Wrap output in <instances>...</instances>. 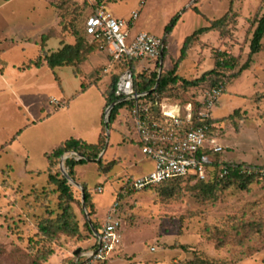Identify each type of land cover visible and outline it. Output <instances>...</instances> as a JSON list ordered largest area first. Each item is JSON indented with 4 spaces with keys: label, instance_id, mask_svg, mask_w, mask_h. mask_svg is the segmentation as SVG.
<instances>
[{
    "label": "rangeland",
    "instance_id": "obj_1",
    "mask_svg": "<svg viewBox=\"0 0 264 264\" xmlns=\"http://www.w3.org/2000/svg\"><path fill=\"white\" fill-rule=\"evenodd\" d=\"M81 4V0H0V264H68L77 249L89 244L82 236L92 237L83 229L80 237L59 235L42 241L38 223L59 212L60 192L50 179L57 169L49 171L46 154L66 137L80 135L95 142L99 134L106 53L89 56L83 68L86 77L74 75L70 66L55 73L46 65L26 67L40 55L42 36L48 39L44 47L48 53L57 50L58 43L74 42L72 30H82L86 14ZM108 9L125 19L138 12L137 20L126 28L131 35L144 31L166 38L167 68L178 58L185 36L229 11L219 31L199 36L188 50L179 75L191 80L214 66L219 51L235 56L234 71L239 69L247 59L264 0H115ZM175 16L178 19L166 35L165 27ZM262 44V51L252 56L249 68L239 76L224 71L223 92L211 111L223 157L259 168H264V98L257 99L264 93V39ZM83 78L91 84L81 92ZM209 85L206 81L171 92L186 101L191 91L208 90ZM67 97L69 104L63 108L55 109L51 103L53 99L68 103ZM125 116L127 111H120L105 132L107 151L100 154L103 163L116 160L112 169L104 173L96 162L76 166L75 181L91 190L95 208L91 216L82 208L81 188L69 182L80 226L92 224L91 220L101 225L108 217L120 222L121 244L100 264H188L198 254L226 264H264V178L244 190L235 185L222 188L214 200L198 192L195 179L181 180L179 193L170 198L161 197L156 187L126 188L124 182L148 172L152 162L133 141ZM41 245L53 251L46 262L38 256Z\"/></svg>",
    "mask_w": 264,
    "mask_h": 264
},
{
    "label": "built area",
    "instance_id": "obj_2",
    "mask_svg": "<svg viewBox=\"0 0 264 264\" xmlns=\"http://www.w3.org/2000/svg\"><path fill=\"white\" fill-rule=\"evenodd\" d=\"M87 1L94 9L85 21L86 34L91 39L106 41L107 62L102 73L108 74L115 64L122 69L115 84L118 102L129 104L125 110L133 140L141 153L153 161L151 171L126 180L129 189L143 190L187 175L205 179L212 164L209 152L224 150L218 137L208 133L215 123H207L223 92L222 85L206 90L196 99V104L162 101L154 92L156 85L142 89V84L155 75L159 77L161 69L166 67L163 59L165 38L144 31L131 35L126 28L137 20V11L132 12L129 19L119 18L107 8L110 0ZM51 103L55 109L67 105L66 101L57 99ZM242 171L264 176V168L258 166H242ZM97 233V246L90 250L81 248L73 264H100L119 248L121 225L116 218L108 217Z\"/></svg>",
    "mask_w": 264,
    "mask_h": 264
},
{
    "label": "trees",
    "instance_id": "obj_3",
    "mask_svg": "<svg viewBox=\"0 0 264 264\" xmlns=\"http://www.w3.org/2000/svg\"><path fill=\"white\" fill-rule=\"evenodd\" d=\"M115 1V0H110ZM199 1V0H195ZM108 2V3H109ZM81 9L86 10V14L84 17V23L82 30H72V34L74 36L73 43L62 42L61 46L51 52L48 53L45 50V44L48 41L46 36L41 37V47L39 51V56L37 58L32 59L27 64V68L36 67L39 68L41 66L46 65L51 71L55 73V69L63 66L72 67V71L74 75H82L86 77V71L83 68L88 63V58L91 54H94L98 51L105 52L106 41L102 38L100 39H91L86 34L85 30V21L87 17L93 12L94 7L87 1L81 0ZM194 10L198 13L199 10L196 7H193ZM231 11V10H230ZM229 12V11H228ZM228 12L223 15L219 19L208 20L209 25L202 26L195 29L191 34L185 36L183 39L180 53L177 59L173 60L170 68L164 67L161 69L159 77L157 75L153 76L148 82L142 84V89L152 88L156 85L154 92L158 95V98L165 102H175L179 103H189L192 102L196 104V96H200L201 93L206 90L200 89L196 91H191L188 100H182L178 97V94H172L171 89L175 87H183V88H194L202 85L206 81L209 82L210 87L213 88L220 84L222 78L225 76L224 71L230 70V73L227 76H231L236 78L239 76L244 70H247L252 61V56L261 52L263 49L262 41L264 39V12L262 15L256 19L255 27L252 32L251 39L249 41L248 46V56L246 61L239 67L237 71H234L236 68V58L233 55H229L226 52H217L214 59V66L204 71L200 76L188 80L179 75V68L182 61L185 59L188 50L193 45V42L204 34H207L214 30H220L222 26H224L227 22ZM177 16L172 18L171 24L165 27V33L168 35L177 21ZM61 42V41H60ZM164 50H163V59L165 58L166 52V38L164 40ZM107 58V57H106ZM115 67L109 71L108 74H103L104 78L98 80L97 83L101 82L103 84V96L105 97V109L114 104L112 109L109 112V117L107 119V123L103 122V117L105 113L102 114V129L100 134L95 142H87L83 139H76L70 137L60 142L47 156V164L49 171L53 168H56V172L52 173L50 179L55 182L58 186V191L60 192L58 196V208L59 212L55 217L43 218L38 223V233L41 236V240H51L59 235H65L69 237H80L82 236V230H86L88 234H92L91 241L89 237L82 236L84 240H88L89 244L83 248L85 250L94 249L96 244V238L89 226V224L84 223L83 226H80L77 217L73 211L71 206V202L74 201L72 186L69 181L64 177L59 169V162L62 157L68 153H73L79 156V159H76L74 155H70L63 160V165L67 169V173L69 177L75 181L76 171L75 168L78 165L85 164L86 162H96L98 164L99 170L104 173L108 172L112 169L113 165L116 164V160H110L107 163H103L102 156L100 153L107 149L106 143V130L109 129V126L115 121L116 116L120 114V111L125 110L128 107V103L126 102H118L119 97L115 93V84L117 78L119 76V72L122 70L119 65L115 64ZM104 65L102 66V70ZM58 80V77H55ZM106 78V79H105ZM59 83V82H58ZM94 83V82H92ZM60 84V83H59ZM90 82H87L82 79L81 82V91H85L87 86L90 85ZM264 98V93H260L257 96V99ZM238 109H235L232 113L234 115ZM126 117V116H125ZM215 118L212 117L208 119L207 123H215ZM215 127H212L208 130V133H213ZM20 131H18L15 135H18ZM214 134V133H213ZM15 135L12 137L11 141L15 139ZM217 136V135H216ZM134 141V140H133ZM2 148V147H1ZM105 148V149H104ZM207 152V151H206ZM210 153V157L212 159V164L208 168L205 179H200L196 175H187L183 177H178L175 179H171L164 183L149 187V188H157L158 194L163 198H170L178 194L180 188L178 184L181 180H197L196 188L202 196H206L207 199H216L217 191L222 188H227L231 185H235L240 189H247L248 185L252 183L256 179L264 178V176H259L258 174H247L242 171V166H246L247 168H253L256 165L246 164L243 162H235L223 157L224 150L219 153ZM226 171V173H224ZM133 178V177H132ZM128 179H131L129 177ZM124 186L128 187L127 182H124ZM83 187V198H84V208L87 211V214L91 216L94 213V202L93 197L91 195V190H88L87 186L82 183ZM92 225L95 231L98 232L100 225L91 220ZM87 242V243H88ZM182 249H185V245L179 246ZM40 253L38 254L39 258L46 262L48 258L53 254L52 250H47L44 245L39 247ZM81 248H79L80 250ZM76 254L73 253L72 258L70 259L68 264H73V259ZM34 264H42L38 261L34 262ZM188 264H226L224 261H220L217 259H209L207 257H202L199 254L195 255L192 260L188 262Z\"/></svg>",
    "mask_w": 264,
    "mask_h": 264
},
{
    "label": "water",
    "instance_id": "obj_4",
    "mask_svg": "<svg viewBox=\"0 0 264 264\" xmlns=\"http://www.w3.org/2000/svg\"><path fill=\"white\" fill-rule=\"evenodd\" d=\"M113 105H114V104H111V105L108 106V107L106 108V110H105V113H106V120H105V123H107L108 114H109L110 110L112 109ZM103 151H104V150H103ZM103 151L101 152V154L103 153ZM101 154H100V156H101ZM68 156H70V154H66V155H64V156L62 157V161H61V164H60V165H61V171H62V174L64 175V177H65L69 182H71V183H73L75 186L81 188V194H82V208H84V198H83V188H82V186H81L78 182L72 180V179L69 177L68 173H67V172L65 171V169L63 168V159H65V158L68 157ZM88 224H89V226H90V228H91V230H92L94 236H96L97 238H99V235H98L97 231L94 230L93 225H92L90 222H89ZM98 243H100L99 240H98ZM78 252H79V249H77V250L74 252V254H77Z\"/></svg>",
    "mask_w": 264,
    "mask_h": 264
},
{
    "label": "crops",
    "instance_id": "obj_5",
    "mask_svg": "<svg viewBox=\"0 0 264 264\" xmlns=\"http://www.w3.org/2000/svg\"><path fill=\"white\" fill-rule=\"evenodd\" d=\"M109 4V3H108ZM108 4H107V8H108ZM110 11V10H109ZM111 12V11H110ZM112 13V12H111ZM113 14V13H112ZM116 17V16H115ZM119 17V16H118ZM119 18H122V17H119ZM60 47V45H59V43H58V45H57V47H56V49H58ZM1 73V72H0ZM84 79V78H83ZM82 92V91H81ZM67 100H68V103H67V106H68V104H69V98L67 97L66 98ZM67 102V101H66ZM104 107H105V103H104V106H103V111L102 110H100L99 111V118L100 119H102V114H103V112L105 113V110H104ZM102 112V113H101ZM101 129H102V125H101V128H100V131H101ZM100 131H99V134H100ZM99 134H98V136H99ZM98 136H97V138H98ZM73 138H76V139H81L82 137L80 136V135H77V136H72ZM97 138H96V140H97ZM64 139H68V137H66V138H64ZM95 140V141H96ZM92 143V142H91ZM57 144V143H56ZM57 146V145H56ZM106 149L103 151V153H105L106 154ZM51 153V151L50 152H48L47 154H46V156H48L49 154ZM149 159V158H148ZM149 161H151L152 162V168L149 170V171H151L152 169H153V161L150 159ZM233 161V160H232ZM75 170H76V168H75ZM148 171V172H149ZM148 172H145V173H143V174H141V175H144V174H146V173H148ZM141 175H139V176H141ZM137 177V176H136ZM82 183V182H81ZM100 190V191H99ZM98 192H101L102 191V189L101 188H98V190H97ZM111 207V206H110ZM109 207V208H110ZM109 210V209H108ZM104 214H105V212H104ZM104 222V221H103ZM103 222L101 223V225L103 224ZM101 225H100V227H101Z\"/></svg>",
    "mask_w": 264,
    "mask_h": 264
}]
</instances>
